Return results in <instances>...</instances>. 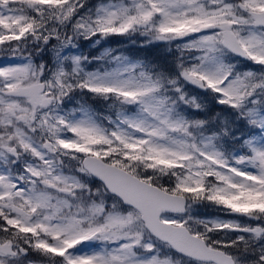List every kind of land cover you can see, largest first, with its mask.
<instances>
[{
  "label": "snow or ice",
  "instance_id": "snow-or-ice-1",
  "mask_svg": "<svg viewBox=\"0 0 264 264\" xmlns=\"http://www.w3.org/2000/svg\"><path fill=\"white\" fill-rule=\"evenodd\" d=\"M0 264H264V0H0Z\"/></svg>",
  "mask_w": 264,
  "mask_h": 264
},
{
  "label": "trees",
  "instance_id": "trees-1",
  "mask_svg": "<svg viewBox=\"0 0 264 264\" xmlns=\"http://www.w3.org/2000/svg\"><path fill=\"white\" fill-rule=\"evenodd\" d=\"M112 43H110L107 47H120L121 50L125 51L126 54L132 55L134 57L140 58H148V59H160L166 54V49L164 47H141L140 43L131 44L130 42L124 41L123 37H113L110 38ZM97 51H94V55ZM201 211H207L209 213H215V209H201Z\"/></svg>",
  "mask_w": 264,
  "mask_h": 264
},
{
  "label": "rangeland",
  "instance_id": "rangeland-1",
  "mask_svg": "<svg viewBox=\"0 0 264 264\" xmlns=\"http://www.w3.org/2000/svg\"><path fill=\"white\" fill-rule=\"evenodd\" d=\"M109 44H105V47H107ZM116 49H120L121 50V48L120 47H115ZM102 50V49H101ZM81 51H83L84 52V54L85 55H88L89 53H94V45H86V46H84L82 49H81ZM95 54H99L98 53V51L95 53ZM126 54V53H125ZM135 56V55H134ZM133 56V57H134ZM51 54L49 53L47 56H46V59H49V60H51ZM69 107H71V105H69Z\"/></svg>",
  "mask_w": 264,
  "mask_h": 264
}]
</instances>
